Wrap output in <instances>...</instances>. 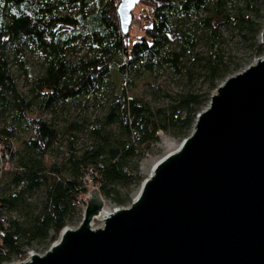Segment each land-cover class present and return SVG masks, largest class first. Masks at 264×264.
<instances>
[{
  "label": "trees",
  "instance_id": "1",
  "mask_svg": "<svg viewBox=\"0 0 264 264\" xmlns=\"http://www.w3.org/2000/svg\"><path fill=\"white\" fill-rule=\"evenodd\" d=\"M118 1L0 0V153L11 164L0 171V264L47 246L80 216L88 178L106 199L129 203L157 132L187 135L224 76L264 54V0H140L126 33ZM28 47L41 56L36 73L24 65ZM159 73L177 85L153 84L160 102L127 90ZM94 98L99 112L69 114Z\"/></svg>",
  "mask_w": 264,
  "mask_h": 264
},
{
  "label": "water",
  "instance_id": "2",
  "mask_svg": "<svg viewBox=\"0 0 264 264\" xmlns=\"http://www.w3.org/2000/svg\"><path fill=\"white\" fill-rule=\"evenodd\" d=\"M139 1L117 3L125 33ZM208 100L129 204L103 212L92 189L78 225L9 264H264V55L224 76Z\"/></svg>",
  "mask_w": 264,
  "mask_h": 264
},
{
  "label": "rangeland",
  "instance_id": "3",
  "mask_svg": "<svg viewBox=\"0 0 264 264\" xmlns=\"http://www.w3.org/2000/svg\"><path fill=\"white\" fill-rule=\"evenodd\" d=\"M136 5L137 4L134 5L135 6L133 8L134 10L137 9ZM132 28H133L132 29V35H133L139 31V23H134ZM24 55H25L24 56L25 67L28 68V70L33 71L35 73L38 72V70H40V68H41V65H40L41 56H40V54L38 52L34 51L32 49V47H28V48H26ZM254 60H255V58H254ZM253 61H251V62H253ZM248 64H246V65H248ZM12 68H13V71H14L16 77H17L16 80H17L18 87H20L22 90H26V88H27L26 84H25L26 78H27L26 73H24L23 69H21L18 66L12 65ZM113 72L114 73L111 77L112 82L113 83L116 82L117 84H122L121 77L119 76V74L115 70ZM153 84L155 86L157 84H159L163 88L170 89V90H175L177 88L176 83L172 80L169 73L168 74L167 73H159V75H157V77H152V76L146 74L143 77L136 79L135 83L128 85L127 90L130 93H135V94L138 93V94L142 95L143 97H145L146 99L148 98L152 102L158 103L162 100V97H157L152 92L155 89ZM208 101L202 107H204L208 103ZM100 109H101L100 101L98 100V98H94V99H89L87 102H83V103L82 102H72V105L69 108V112H70L69 114H73L74 112L81 110L82 112L87 111L88 114L93 115L94 113L99 112ZM60 110H61V108H59L58 111L54 114L58 120L62 119V115L64 112L63 110L62 111H60ZM42 116L45 118L51 117V115L48 112H43ZM1 121L2 120L0 117V123H1ZM157 134H158V139L156 141L152 142L150 144V147L144 149L143 154L141 156L142 158L139 160L138 168H139V174L142 175V178L147 176L149 170L151 169L150 166L154 162V160L160 158L163 153L168 151V148L163 143V136H167L171 139H174L176 141V143L180 142L182 140V137H184V136L178 137V136H175L173 134H168L161 129L157 132ZM23 135H25V133ZM55 157H56V155L54 156V158ZM140 184H141V182L134 185L133 188L131 189L130 202H131L132 196L138 191V187L140 186ZM91 189H92V187H91ZM104 202H105L104 207H106V209H108L109 211L113 207L118 206V204H116L113 201L108 200L106 198H105ZM129 203H127V204H129ZM127 204H123V205H127ZM80 214H81L80 216L77 215V217H79V218L75 217L73 219V221H70L69 223H67V225H71V226L78 225V222L82 217V213H80ZM93 224L95 226H97V225L101 224V220L98 218H95L93 221ZM56 239L57 238H55V239L51 240L49 243H47V246ZM47 246L44 244L42 245V244L36 243L32 247H28L29 248L28 250H31L33 252H36V251L42 252L45 249H47ZM21 259H23V258H21ZM16 260H19V259H16ZM13 262H15V261H13Z\"/></svg>",
  "mask_w": 264,
  "mask_h": 264
},
{
  "label": "built area",
  "instance_id": "4",
  "mask_svg": "<svg viewBox=\"0 0 264 264\" xmlns=\"http://www.w3.org/2000/svg\"><path fill=\"white\" fill-rule=\"evenodd\" d=\"M10 169L11 168V164H9V163H3V158H2V165H1V168H0V171L2 170V169ZM89 180L88 181H90L89 183H88V189H87V194H86V196L90 193V191L92 190V189H96V186L94 185V184H92L91 183V178H88ZM91 185V186H90ZM91 187H92V189H91ZM84 208H85V205L84 204H81V213L83 212V210H84ZM105 208V207H104ZM83 214V213H82ZM6 217H5V215H2V216H0V221L2 222H6ZM30 252H32L31 250H28L27 251V253H26V255H28ZM16 261V260H15ZM5 264H9V263H5Z\"/></svg>",
  "mask_w": 264,
  "mask_h": 264
},
{
  "label": "bare ground",
  "instance_id": "5",
  "mask_svg": "<svg viewBox=\"0 0 264 264\" xmlns=\"http://www.w3.org/2000/svg\"><path fill=\"white\" fill-rule=\"evenodd\" d=\"M163 143L168 148V151H170L171 149L175 148L178 145L174 139H171L167 136H163ZM107 211H109V210L106 209V207H105L103 212H107Z\"/></svg>",
  "mask_w": 264,
  "mask_h": 264
}]
</instances>
